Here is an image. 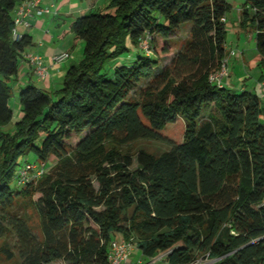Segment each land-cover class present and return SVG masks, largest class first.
Returning a JSON list of instances; mask_svg holds the SVG:
<instances>
[{
    "label": "trees",
    "instance_id": "obj_1",
    "mask_svg": "<svg viewBox=\"0 0 264 264\" xmlns=\"http://www.w3.org/2000/svg\"><path fill=\"white\" fill-rule=\"evenodd\" d=\"M21 1L0 0V238L13 232L20 264H109L116 234L165 264L204 257L264 264V102L225 77L221 85L209 80L229 54V0H109L112 12L76 17L70 31L83 42L78 61L56 90L23 85L20 116L4 130L13 115L9 80L32 44L25 34L12 38ZM184 23L189 38L156 72ZM239 23L253 27L264 69V0H241ZM145 37L148 50L140 47ZM178 117L182 141L158 156L139 150L131 168L132 156L116 146L164 139L158 130ZM28 152L46 172L12 188ZM22 198L37 208L41 238L20 215L3 224V213ZM0 249L12 256L6 244Z\"/></svg>",
    "mask_w": 264,
    "mask_h": 264
},
{
    "label": "rangeland",
    "instance_id": "obj_2",
    "mask_svg": "<svg viewBox=\"0 0 264 264\" xmlns=\"http://www.w3.org/2000/svg\"><path fill=\"white\" fill-rule=\"evenodd\" d=\"M78 1V0H76ZM109 2V1H108ZM101 4L99 2L98 6L101 7L99 10L93 11H108L112 12V9H106V5L108 4ZM224 17H226V21L224 22L225 27V47L228 52L231 50L235 51V55H228V69L227 75L225 80L227 84L232 85L231 79L234 81L237 80V84L235 85V89H239L240 86H243L245 89L251 92H255L258 95L262 102H264V69H262L260 65V60L258 57L257 50L255 48V32L252 26L249 24L245 26H241L239 21H237V16L234 12L230 13V9L225 13ZM190 23H184L180 26V31L176 36H172L170 39L171 50L174 51L184 39L189 38L190 33ZM241 37L239 41L238 37ZM77 40V39H76ZM79 46H73L72 51L75 56L80 54L83 48L82 40L78 39ZM76 43V41L72 42ZM233 48V49H232ZM239 49V50H238ZM241 49L244 51L243 56L239 53ZM25 50V49H24ZM170 50V51H171ZM238 51V52H237ZM130 57L134 59L136 54L133 50L128 52ZM237 57V58H236ZM242 57V58H241ZM124 58V56L122 57ZM234 58V59H232ZM121 59V58H120ZM116 61V60H115ZM164 61V57H160V61L157 67L154 69L156 72L161 67ZM117 64L120 62L116 61ZM114 61H111L108 67H112L114 65ZM56 68V67H55ZM106 68V72L108 75L112 74L113 70H108ZM35 81V78H33ZM9 83L12 87V93L8 100V105L12 109V121L17 118L18 107L20 106L18 103V91L15 90L13 86V82L9 80ZM141 82L139 85H141ZM234 88V87H233ZM137 89L131 91L133 96H136ZM139 116L144 124H148L147 119L139 113ZM183 131H184V122L181 117H178L175 121L167 123L163 128L158 130V133L164 138L160 140H150V139H137L127 144L116 146L118 147L121 152L129 153L132 156V165L131 168L135 167L136 164V154L139 150H144L151 155L158 156L162 152L167 151L171 145V143H179L182 141L183 138ZM71 145H74L76 142V138L72 137L69 140ZM25 160L33 161L35 160V156L28 152L24 155L20 156L18 159V163H22ZM17 167V166H16ZM17 169V168H16ZM50 172V170L48 171ZM10 187H14V177L13 181L10 182ZM21 203H18L14 206H9L5 213H3L4 221L3 224L8 226L11 215L17 214L22 217L23 220L26 221L29 229L32 233L38 237H42V231L40 226V216L37 211V208L33 203H31L28 199H21ZM134 241L132 240V247H134ZM6 244L12 252V256L7 257L6 254L0 249V264H20V258L18 250L15 246V238L13 232H7L6 236L0 238V248ZM153 261H156L157 264H163L161 261V256H157L152 258ZM211 260L208 258H200L194 261L191 264H209ZM49 264H65L62 260H54Z\"/></svg>",
    "mask_w": 264,
    "mask_h": 264
},
{
    "label": "crops",
    "instance_id": "obj_3",
    "mask_svg": "<svg viewBox=\"0 0 264 264\" xmlns=\"http://www.w3.org/2000/svg\"><path fill=\"white\" fill-rule=\"evenodd\" d=\"M108 1L109 0H41L40 7L47 9L48 12H43L41 15L37 16H26L23 19V23L16 26V30L20 35L25 34L31 37L32 44L25 48L24 52L37 53L42 57L43 63H47L52 55L61 52H68L69 57L57 65H48V77L42 82L37 80L33 74L30 63H28L26 59L22 58L18 64L17 74L12 81L15 90L18 91L27 82H32L48 92L58 89L61 86L66 69L71 64L76 63L81 54L80 53L75 56L72 51V47L79 46L80 41L70 31L71 22L82 14L100 9L101 7L98 6L99 2H101V4H105ZM229 2L230 13L234 12L237 16V21H240L241 0H229ZM238 39L240 41L241 37L239 36ZM74 41H76V43H72ZM177 50L178 47L174 51L171 50L164 57L163 62H167L172 55L177 52ZM243 50L241 49V52L239 51L242 56L244 52ZM33 78H35V81ZM231 82L232 85H228L235 88L238 81L231 79ZM243 88V86L239 87V89ZM19 116L20 106L18 107L16 119H18ZM11 128L12 124L10 123L3 129L11 130ZM120 238H122V236L116 234L114 240ZM129 262L130 264H136L138 262H140V264H157L156 261L142 256L135 245L132 247ZM162 263L165 264L163 261Z\"/></svg>",
    "mask_w": 264,
    "mask_h": 264
},
{
    "label": "built area",
    "instance_id": "obj_4",
    "mask_svg": "<svg viewBox=\"0 0 264 264\" xmlns=\"http://www.w3.org/2000/svg\"><path fill=\"white\" fill-rule=\"evenodd\" d=\"M41 0H22L16 5L13 11V27L12 38L18 39L20 34L16 30L18 24L23 23L26 16L41 15L43 12H48L47 9L40 7ZM148 38L145 37L140 42V47L148 50ZM228 55H235V51L231 50ZM22 56L30 63L33 73L39 80H45L48 77L47 66L59 64L68 57L67 52L53 55L49 58L47 63H43L41 56L32 52H23ZM227 58H224L220 64V69L209 76V80L217 85L222 84V79L227 75ZM45 167L43 164L36 161H26L20 167L14 176V183L17 186H24L27 183H36L45 174ZM132 250L131 240L123 238L113 240L109 243V264H130L129 257ZM140 264V262L136 263Z\"/></svg>",
    "mask_w": 264,
    "mask_h": 264
}]
</instances>
